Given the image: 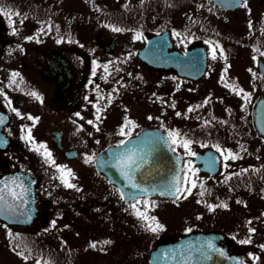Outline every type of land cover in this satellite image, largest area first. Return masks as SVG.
<instances>
[{
    "label": "flooded vegetation",
    "instance_id": "1",
    "mask_svg": "<svg viewBox=\"0 0 264 264\" xmlns=\"http://www.w3.org/2000/svg\"><path fill=\"white\" fill-rule=\"evenodd\" d=\"M0 10L1 249L19 245L36 264H150L168 245L170 264H264V0H0ZM155 71L163 123L106 115L146 102L155 120ZM155 128L181 158L176 197L125 193L95 165ZM14 212L25 223L8 221Z\"/></svg>",
    "mask_w": 264,
    "mask_h": 264
},
{
    "label": "water",
    "instance_id": "2",
    "mask_svg": "<svg viewBox=\"0 0 264 264\" xmlns=\"http://www.w3.org/2000/svg\"><path fill=\"white\" fill-rule=\"evenodd\" d=\"M152 41V39L148 40L146 47H149ZM146 134L150 136L149 141L142 142L137 148L133 145L135 151L138 149L139 152L144 151L146 153V156L143 157L144 161H142L141 157L134 156L135 164L131 167L127 166L126 160L116 162L117 155L121 151H125L131 144L139 142L143 135L147 136ZM144 143L145 145H142ZM95 165L97 170L106 173L109 181L117 184L125 193L139 196L160 195L176 197L180 192L178 194H169V192L175 193L176 187H179L181 191V158L179 155L174 154L166 134L159 128L143 130L137 137L130 139V141L125 142L123 145L110 147L104 152L99 153L96 157ZM119 165H123V167H118ZM136 165H139V167H136ZM117 167L124 170V177L121 181L117 178L119 177V173L116 172ZM125 172L128 175H125ZM129 177H131V180ZM3 183L4 179L1 181V184ZM133 183L137 184L138 187H132ZM161 193L164 194L162 195ZM0 216L3 215L0 214ZM12 216L17 217L20 215L14 212V215L11 213ZM13 217L8 221L25 223L23 220ZM168 251V245L157 247L151 253L150 264H170L165 259ZM171 264H174V262H171Z\"/></svg>",
    "mask_w": 264,
    "mask_h": 264
},
{
    "label": "rangeland",
    "instance_id": "3",
    "mask_svg": "<svg viewBox=\"0 0 264 264\" xmlns=\"http://www.w3.org/2000/svg\"><path fill=\"white\" fill-rule=\"evenodd\" d=\"M90 30L98 31V32H108V35L111 36L110 37L111 39L112 38L115 39V37L117 38V36H118L117 34H119L117 31H115L114 29H110L109 26H105L101 22H92L90 24ZM124 34H126V33H124ZM124 34H123V36H124ZM145 74H147V71H145ZM152 77L155 78L156 84L161 86L159 88L161 95L157 96L158 100L155 101V103H154V106H155L154 111L152 108V111L155 114V120H151V119L146 118L147 112H148L146 102L139 105L140 113H138V114L136 113L137 110H135V109L132 110V108H131L132 111H130V114H127L124 112L122 113L119 109L114 108L111 110V111H113V114H111V115L106 114V115H109V116L115 118L117 115L130 116L133 113L139 119L140 122H143L146 124L147 123H151V124L163 123L162 118L164 117L165 105H164V99H163V95H162V89H163L165 74L162 71H155V73ZM149 120H150V122H149ZM98 127H99V124H98ZM31 232H34V231H31ZM10 250L7 251V250H4L3 248L2 249L0 248V264H36L34 262V258H32L30 255L27 254L28 256L23 257V255H26V252L19 245L12 244ZM142 253H143L142 250H140V253H138V254H142ZM6 257H8V258L5 260L4 258H6Z\"/></svg>",
    "mask_w": 264,
    "mask_h": 264
},
{
    "label": "snow or ice",
    "instance_id": "4",
    "mask_svg": "<svg viewBox=\"0 0 264 264\" xmlns=\"http://www.w3.org/2000/svg\"><path fill=\"white\" fill-rule=\"evenodd\" d=\"M245 6H246V5H245ZM0 11H2V10H0ZM17 15H18V13H17ZM114 30H115V31H120V29H114ZM137 38H139V34L137 35ZM215 58H216V57H215V50H213V59H215ZM13 75L15 76V75H17V74L14 73ZM239 91H242V90H239ZM31 95L34 96V97H36L37 99H41V97H40L36 92H32ZM246 98H247V97H246ZM12 110L15 111V109H12ZM17 115H19V113H17ZM77 115H79V114H77ZM29 119H32V117H29ZM97 119H99V117H97ZM150 119H151V117H150ZM0 123H3V117H0ZM88 123H92V121H88ZM28 131H29V135H28V137H26V139L31 140V130L29 129ZM125 134H126V133L124 132V129L121 128V135H125ZM129 134H130V133H129ZM169 135H170V136H178L179 134H178V133H170ZM173 142L175 143V141H173ZM121 143H124V142L121 141ZM190 143H191V141H186V142L183 143V146L187 149ZM40 149H44V154L46 155V157L49 159V161H50L53 165H55V161L51 159V153L47 151L46 146L43 145V144H41V145H39L35 150L39 151ZM188 154H189V155H195V153H194V152H191L190 150H189ZM134 156H135V151L133 150L131 155L127 156L126 158H123V157H122L121 159H122V160H126V164H127V166H128V167H131L133 164H135ZM90 159H91V158L89 157L85 162H89ZM59 167H60V170H61V171L64 170V169H63V166H59ZM122 167H123V165H122ZM136 167H139V165H136ZM68 174L71 175V170H68ZM124 174H125V175H128L127 172H125ZM129 179L131 180V177H129ZM62 180H63V177H62ZM63 182L65 183V185H66L67 187H75V185H73V184H71V183H68L67 180H63ZM193 186H195V185H193ZM132 187H138V185L135 184V183H133V184H132ZM145 191H146V190H145ZM188 191L190 192V189H189ZM179 192H180V188H179V187H176V189H175V193L169 192V194H178ZM12 194H13L14 196H16V193H15V192H13ZM161 194L163 195L164 193H161ZM17 198H18V197H17ZM122 198H123V196H122ZM2 200H3V196H0V201H2ZM133 207H135V206L133 205ZM137 214L140 215L141 217H143L145 220L151 219L152 221H155V217H151V218H149V217L146 216L145 213H143V212H139V211H138ZM53 223H55V222H53ZM149 228H150V230H151L152 232H157V231H159V230H162L163 226L160 225V224L157 222V223H155V226H152V225L150 224V225H149ZM189 231H191V230L189 229ZM247 242H249V241H242V243H247ZM106 243H107V242H106ZM92 247H95V245L93 244ZM208 247H209V248H214V246L211 244V242H209ZM221 255H223L222 252H221Z\"/></svg>",
    "mask_w": 264,
    "mask_h": 264
}]
</instances>
